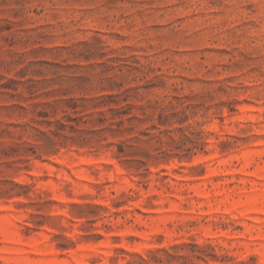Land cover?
I'll use <instances>...</instances> for the list:
<instances>
[{"label": "rangeland", "instance_id": "374dc122", "mask_svg": "<svg viewBox=\"0 0 264 264\" xmlns=\"http://www.w3.org/2000/svg\"><path fill=\"white\" fill-rule=\"evenodd\" d=\"M0 264H264V0H0Z\"/></svg>", "mask_w": 264, "mask_h": 264}]
</instances>
